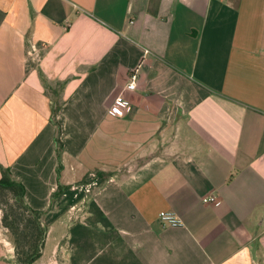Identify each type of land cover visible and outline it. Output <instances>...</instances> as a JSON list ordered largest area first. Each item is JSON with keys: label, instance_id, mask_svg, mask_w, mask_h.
Segmentation results:
<instances>
[{"label": "crops", "instance_id": "0c3cea01", "mask_svg": "<svg viewBox=\"0 0 264 264\" xmlns=\"http://www.w3.org/2000/svg\"><path fill=\"white\" fill-rule=\"evenodd\" d=\"M0 166L44 214L34 264L259 263L264 0H0Z\"/></svg>", "mask_w": 264, "mask_h": 264}, {"label": "trees", "instance_id": "16d2710c", "mask_svg": "<svg viewBox=\"0 0 264 264\" xmlns=\"http://www.w3.org/2000/svg\"><path fill=\"white\" fill-rule=\"evenodd\" d=\"M56 141L60 150L61 141L59 138ZM0 173L1 221L15 248V262L34 264L42 257L48 235V227L42 220L44 214L26 203V189L12 178L9 168L0 166ZM62 191L60 189L57 195Z\"/></svg>", "mask_w": 264, "mask_h": 264}, {"label": "built area", "instance_id": "2783aa9c", "mask_svg": "<svg viewBox=\"0 0 264 264\" xmlns=\"http://www.w3.org/2000/svg\"><path fill=\"white\" fill-rule=\"evenodd\" d=\"M29 59L33 62H37L40 59V51L36 46H31L28 52ZM139 82V69H134L130 73L129 82L125 87L126 91H135L138 88ZM110 113L117 117H124L131 112V106L123 97V95L118 96L109 109ZM205 204L220 205L221 202L216 197H207L203 199ZM160 220L171 227L181 226L180 220L177 218L175 213L172 212H161Z\"/></svg>", "mask_w": 264, "mask_h": 264}, {"label": "rangeland", "instance_id": "374dc122", "mask_svg": "<svg viewBox=\"0 0 264 264\" xmlns=\"http://www.w3.org/2000/svg\"><path fill=\"white\" fill-rule=\"evenodd\" d=\"M257 264H264V259L263 258L260 259V262L259 263L257 262Z\"/></svg>", "mask_w": 264, "mask_h": 264}]
</instances>
